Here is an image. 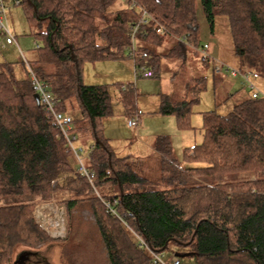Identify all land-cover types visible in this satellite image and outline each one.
<instances>
[{
  "label": "trees",
  "instance_id": "trees-1",
  "mask_svg": "<svg viewBox=\"0 0 264 264\" xmlns=\"http://www.w3.org/2000/svg\"><path fill=\"white\" fill-rule=\"evenodd\" d=\"M134 1L154 21L141 25L142 11L120 0H22L39 47L29 64L49 87L58 111L67 113L75 101L79 105L81 118L72 116L74 132L93 142L86 164L95 174V190L107 200H119L118 212L152 252L176 247L197 264H264V97L251 96L228 115L204 113L202 144L184 152L189 165L174 156L169 136H159L155 147L162 155L165 188L149 189L104 135L114 102L128 119L139 114L136 86H87L82 80L85 63L130 59L136 26L139 54L147 57L135 64L158 77L162 58H182L187 44L201 45L197 2L212 28L217 17L228 19L235 55L250 67L246 69L264 70V0ZM170 38L184 42L165 55L160 48ZM35 94L28 71L18 79L14 64L0 65V201L10 203L0 206V264H21V249L52 242L33 211L63 194L69 198L56 201L66 207L68 239L90 221L108 264H154L152 254L76 173L65 138ZM198 102V97L173 102L162 95L159 113L175 117L178 129L187 131ZM240 173L251 178L225 182Z\"/></svg>",
  "mask_w": 264,
  "mask_h": 264
},
{
  "label": "rangeland",
  "instance_id": "rangeland-1",
  "mask_svg": "<svg viewBox=\"0 0 264 264\" xmlns=\"http://www.w3.org/2000/svg\"><path fill=\"white\" fill-rule=\"evenodd\" d=\"M6 24L11 28L13 33L17 35V37L20 39V48L24 53V59H26L28 62L33 61L37 57V51L35 49V40L32 36V26L29 25L26 14H25V8L24 6H7L6 9ZM197 18L200 25V40L204 43H209L211 46L216 45L217 41L219 40V45L223 49V55L220 58L213 57L216 61L219 63H222L223 65H226L232 69L238 70V69H246L250 68L247 66L245 62H241L240 58H236V56L232 57V53L234 52V45L231 37V31H230V25L229 21L225 17H217L214 23L213 28L211 27L210 23L206 19V16L204 14L203 8L201 7L200 2H197ZM2 39L0 38V46H2ZM19 53V52H18ZM3 50H0V65L5 63L3 60ZM230 56V57H229ZM234 59V61L232 59ZM23 56L19 53L17 56V63L14 66V68L18 69L15 71L16 77L18 79H22L26 76L27 72H25L24 69V62ZM129 61H132L131 59H128ZM230 60V61H229ZM232 60V61H231ZM119 61V60H118ZM123 62H117V61H102L99 63L101 66V70L105 73H110L111 71H114L116 64H111L113 62L115 63H124L128 62L127 60H122ZM240 61V63H239ZM97 63V62H96ZM86 65H90L88 63H85L83 65L84 69ZM210 68H207L208 77H209V83L207 87V91L202 95L201 97V103L197 106L195 105L193 107V115L191 117V127L192 129L187 130L190 132L192 138L194 139L196 137V144H202L203 142V114H198L199 116H196V112L200 109H205L211 107L213 105L214 97H213V84H212V77L214 75L213 71V63L210 64ZM91 71L90 68L87 69V72ZM91 73V72H90ZM171 71L166 70L162 74H160L158 77L154 79H144V78H138L135 79L134 75V69H133V76L131 83L137 86L138 88V96L141 99H146L147 97L154 96L153 94H160L162 88L164 90L168 88H172L174 86H171L168 84V78L171 76ZM259 73L262 76V79H264V70H259ZM162 82V83H161ZM233 83V81L231 80ZM123 83V82H122ZM122 83H114L113 86L116 84H122ZM123 85H128L126 81ZM235 85L236 82H234ZM184 80L182 78H178L177 82L175 84V92L177 99L182 100L183 96H191L194 93V89L191 88L188 91L185 89ZM100 86V85H99ZM203 90V89H202ZM188 92V93H187ZM187 93V94H186ZM242 93L241 90H238L237 94ZM261 96L264 97V93L261 92ZM220 102H224L223 100H226L225 96L220 93L218 96ZM189 99V98H187ZM238 98L231 99L225 101L222 103L221 107L217 109H212L218 112L220 115H228L232 112L235 104H238ZM229 101V102H228ZM141 108L142 112L144 110L142 105H138V108ZM213 108V107H212ZM146 110V109H145ZM144 110L145 113H147ZM67 114L70 116L75 117L76 119L81 118V110L79 105L76 103V101L73 103V107L68 106L67 108ZM146 117V115H145ZM194 117H198V120L201 121L200 127H195L194 125ZM175 118V117H174ZM128 119L124 116V112L122 109V106L118 102L113 103V115L105 120L104 124V135L105 138L111 139L113 146L119 150L120 152H130L135 145L138 143V139L135 135V132L133 129H129L128 127ZM178 128V127H177ZM180 132V130L178 129ZM186 132V131H181ZM180 135V134H179ZM170 137V136H169ZM81 138V137H80ZM84 142L85 148H87V143L91 140H87L85 138H81ZM80 139V140H81ZM76 143V146H79ZM111 144V145H112ZM177 148V156L179 157V160L183 161L184 166L189 165L186 161L183 160L184 151L182 149V146ZM88 157L85 158V162L87 163ZM73 166L75 170L78 169V164L75 158H71ZM130 164L135 168V171L137 170L139 174L147 179H149L154 184V188L156 189H164L165 185L162 182L161 179V172H160V163L159 161L151 157H143L141 155H133L130 159ZM251 178L250 173H240V174H232L229 175L225 182H238V181H245ZM161 187H157V185H160ZM103 193H110V191H106ZM64 196H58L56 197V200L59 199L63 200ZM69 198V195L66 199ZM11 201V200H10ZM12 202V201H11ZM8 205L9 202L6 201H0V206L2 205ZM66 225H67V232H68V219L66 215ZM51 239V238H50ZM52 240V239H51ZM22 253V260L21 264H108V260L106 257V254L103 250L102 242L100 239V236L98 234V231L94 224L90 221L82 223L78 227V234L72 235L65 241H54L46 246L37 248V249H26L25 251L23 249L20 250ZM178 252H184L183 249L171 247L168 251H166L163 254V258L166 261H170L174 253ZM181 264H197V261L195 258L186 257L183 259H180Z\"/></svg>",
  "mask_w": 264,
  "mask_h": 264
},
{
  "label": "crops",
  "instance_id": "crops-1",
  "mask_svg": "<svg viewBox=\"0 0 264 264\" xmlns=\"http://www.w3.org/2000/svg\"><path fill=\"white\" fill-rule=\"evenodd\" d=\"M14 35L16 36L18 45L20 47V44H21L20 39L17 37L15 33ZM216 41H217V44L213 46H211L209 43H206V44L209 45L211 55L213 57L220 58L223 55V49L222 47H220V45L222 46V44L220 43L219 45V40H216ZM178 42L182 43L184 41L181 39H177V38L168 39L166 43L164 44V46L160 48V52L167 55L171 51V49L178 44ZM201 44L203 43L201 42ZM0 50H3L2 56H3L4 62L12 63L15 66L17 63L16 62L17 56L20 53L19 50L15 46H5L4 48L0 46ZM234 56H236L235 51L232 53V57ZM236 58L238 57L236 56ZM123 60L124 61L127 60L128 62L111 63L114 65L116 64V67L114 71H111L110 73H105L101 70L100 64L102 63H99V62L88 63L90 65H86L85 69L83 67V70H82L83 83L87 86L112 85L114 83H122V82H123L122 84H125L124 83L125 81L129 84H132L131 81H132V76H133V69L135 66L134 62L129 61L128 59H123ZM232 60L234 61V59ZM117 62H123V61L119 60ZM210 67H211L210 64L201 62L198 55L190 49L185 51L184 56L182 58H178V59L177 58L175 59L165 58V57L162 58V67H161L160 74L165 72L167 69L170 70L172 73H171V76L168 78V84L174 87L168 88L166 90L162 88L161 93L159 95L153 94L154 96L150 95V97H147L146 99H141L139 97L140 95L138 96L137 105L139 104L142 105L144 110L146 109L145 111L147 113H145L144 110L142 112L139 106L138 109L141 112L140 126L138 128H132V127H129L128 125L129 129L134 130L135 135L138 139V143L135 145V147L132 150H130V152H120L113 146L111 139H108L109 144L111 148L113 149V151L120 157L127 158V161L129 164H130V159L133 155H135L136 157L137 155H141L143 157L146 156L148 158L150 156L151 157L153 156L159 161L160 170H161L162 155L159 153V151L155 147L156 140L159 136H170L172 140V145H173V153L177 159H179V157L177 156V153H176L177 151L176 146H178L179 149L182 146V149L185 152L186 149L199 145V144H196V137L193 139L189 131H186V132L178 131L177 122L173 116L161 115L159 113V110H160L162 95L169 96L173 102H181L185 100H191L194 97H198L199 102L196 104L198 106L201 103L202 95L205 93V91H207L208 83L210 80L208 77L207 68L209 69ZM88 68H90L91 71L87 72ZM24 69H25V72H27L25 66H24ZM14 70L16 71L18 69L14 68ZM238 70L242 72H257L259 74V78L256 80L255 85L257 87L258 92H260V94H262L261 92L264 93V79H262V76L258 71L248 70V69L243 70L241 68ZM178 78H182L184 80V83H186L185 89L187 91L191 88L198 90L199 87H203V90H199L198 93L196 90L197 94L193 93L191 96L186 95V96H183L182 100H179L177 99L176 92H175V84ZM231 80L233 81V83L231 82ZM234 82H236L237 85H235ZM212 84H213V92H214L213 93V97H214L213 105L211 107L209 106V108L200 109L199 111L196 112L197 114L196 116H199L198 114H204L206 112L215 111L212 109H217L221 107L222 103H224L225 101L229 99L233 101L235 96L236 98H238L237 99L238 104L243 103L244 101L250 99L252 96L251 91H249L247 88H244L241 85L239 79H233L225 75L224 76L213 75ZM137 86H136V89L138 92ZM238 90H241L242 93L237 94ZM220 93L223 94L226 98V100H223L224 102H220L218 98ZM238 104H235V106ZM194 118L195 119L193 122H194L195 127H200L201 121L198 120V117H194ZM80 139L81 138L78 136L77 143L78 142L81 143L78 145L85 150V153H89L90 149L93 146V142L89 141L87 143V148H85L83 140L82 139L80 140ZM133 169L135 170L134 167ZM136 172L139 174L137 170ZM141 177L146 180L145 187L149 189L154 188L153 182H151L149 179L143 176ZM157 187H161V183L160 185H157ZM62 196H64L65 197L64 199H66L68 197V194H63Z\"/></svg>",
  "mask_w": 264,
  "mask_h": 264
},
{
  "label": "built area",
  "instance_id": "built-area-1",
  "mask_svg": "<svg viewBox=\"0 0 264 264\" xmlns=\"http://www.w3.org/2000/svg\"><path fill=\"white\" fill-rule=\"evenodd\" d=\"M125 5H130L131 7L138 8L142 11L143 18L141 21V25H147L148 22L154 21V19L134 0H120ZM22 0H0V38L2 39V48L5 46H15L24 59V53L20 49L16 36L14 35L11 28L6 24V9L7 6H21ZM158 32L162 33L164 28L157 24ZM139 33V26L134 27L133 29V40H132V48L128 53V57L134 62V75L135 79L144 78V79H152L154 77V73L145 65L137 66L135 64V60L139 57L146 58L147 55H140L137 47L136 35ZM188 48L194 51L201 62L212 64L213 63V71L215 76H227L233 79H239L241 85L244 88H247L252 93V98L256 99L261 97L260 92H258L257 87L255 85L256 80L259 78V74L257 72H242L240 70L232 69L222 63L216 61L209 49L208 44H201L199 46H195L193 44H187ZM39 47L35 43V49L37 50ZM25 67L29 74V79L32 83L33 91L39 96L40 104L43 106L47 118L52 124L53 127L58 129L63 137L66 140L68 151L73 155L78 164V169L76 170L77 174L85 177L92 188L94 189L96 195L101 199L103 205L107 209L109 213L117 217L123 225L131 232L134 238L137 240L139 246L141 248H145L149 251L154 260V264H181L180 258L173 256L170 261H166L163 258V254H157L151 251L147 243L144 239L139 236L129 225L125 216L121 215L116 206L119 203L117 198H113L111 200H107L103 198L94 187L95 174L90 171L85 162V158L90 155L91 149L89 153H85V150L76 146L78 141V136L74 132L73 118L67 113H63L57 110V100L54 98L53 94L50 92L49 87L45 82L41 81L32 70L29 62L24 59ZM124 89L126 86L123 87ZM141 112L136 115L134 118L128 121L129 127L138 128L141 124ZM88 154V155H86ZM66 207L63 204H59L54 197H52L49 201L39 203L36 205L33 211V217L37 225H39L48 236L54 241H65L67 239V225H66ZM131 215H129L130 217Z\"/></svg>",
  "mask_w": 264,
  "mask_h": 264
},
{
  "label": "water",
  "instance_id": "water-1",
  "mask_svg": "<svg viewBox=\"0 0 264 264\" xmlns=\"http://www.w3.org/2000/svg\"><path fill=\"white\" fill-rule=\"evenodd\" d=\"M34 98H35V101L38 104V106H40L41 104H40V98H39V96L37 94H35V97ZM175 256L177 258L183 259V258H186L188 255L187 254H180V253H178Z\"/></svg>",
  "mask_w": 264,
  "mask_h": 264
}]
</instances>
